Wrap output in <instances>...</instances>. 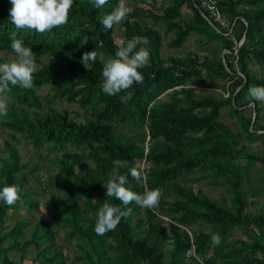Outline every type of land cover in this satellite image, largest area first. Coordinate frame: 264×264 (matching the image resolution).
I'll return each instance as SVG.
<instances>
[{"label":"trees","instance_id":"obj_1","mask_svg":"<svg viewBox=\"0 0 264 264\" xmlns=\"http://www.w3.org/2000/svg\"><path fill=\"white\" fill-rule=\"evenodd\" d=\"M162 1L167 4L157 8L156 0H131L134 11L122 22L120 46L114 41L116 25L107 30L100 21L118 0L101 9L74 0L64 28L17 34L38 67L32 89L16 87L7 94L8 116L1 117L9 133L0 143V189L18 185L21 200L11 207L0 202V264H20L26 253L30 264H68L70 256L58 243L60 229L74 264H198L195 256L203 264H264V102L248 96L250 87L264 86V0H213L225 26L202 0ZM11 7L0 0V53L12 52ZM161 32L171 35L169 49L196 36L199 49L210 52L164 57ZM84 36L88 42L80 47ZM134 36L149 40L144 45L149 64L139 70L144 82L108 96L101 90L99 56L114 58ZM95 50L98 59L88 70L82 54ZM217 82L221 93L205 91ZM45 87L51 95H38ZM57 102L77 106L81 121L54 107ZM250 104L256 110L253 124ZM21 140L47 161L54 179L39 176V161L24 171ZM255 143L259 149L250 147ZM115 159L145 175L140 183L129 175L126 187L138 194L158 188L163 195L155 209L129 205L131 215L115 231L98 236L89 212L104 202L120 204L106 197L104 187ZM29 175L41 190L55 188L47 213L31 229L25 220L4 232L12 211L38 209ZM203 180L222 187L227 197L219 202L194 188ZM238 230L244 236L234 238ZM213 233L221 237L219 246L211 244ZM15 249L18 262L9 255ZM189 249L194 256H186Z\"/></svg>","mask_w":264,"mask_h":264},{"label":"clouds","instance_id":"obj_2","mask_svg":"<svg viewBox=\"0 0 264 264\" xmlns=\"http://www.w3.org/2000/svg\"><path fill=\"white\" fill-rule=\"evenodd\" d=\"M9 2L12 5L9 21L14 28L9 38L15 59L0 63V117L8 116L7 94L12 88L30 90L34 87V74L38 67L36 57L31 48L24 46L23 40L17 38V34L27 32L45 35L52 33L54 29L64 28L69 23L74 4V0H9ZM88 3L95 9H101L108 5L109 0H88ZM133 11L134 8L128 6L127 0H118L112 11L105 14L100 21L104 29L112 30L114 25L121 24ZM88 39L84 36L80 47H83ZM148 44L147 37L134 36L116 50L114 58L105 60L102 55L99 56V59L103 61L101 90L104 94L114 96L132 88L134 84L144 82V76L139 70L149 64L150 50L144 46ZM97 59L98 53L95 50L84 52L80 62L86 69L91 70V65ZM248 96L252 101L264 102V86L250 87ZM121 169H128V172L122 174ZM129 175L138 183L145 180L142 170L137 167L129 168L128 161L113 160L110 178L104 183L105 195L115 198L120 204L112 205L104 202L95 213L89 212V217H95L94 231L98 236L115 231L121 219L131 215L133 209L129 205L133 203L145 209L158 207L163 195L161 190L158 188L145 190L143 194H138L126 187ZM20 192L18 185L5 186L0 189V202L9 207L14 206L21 200ZM211 244L213 246L221 244L218 233L211 234ZM187 255L194 256V253L189 252ZM194 258L198 264H203L201 257Z\"/></svg>","mask_w":264,"mask_h":264},{"label":"rangeland","instance_id":"obj_3","mask_svg":"<svg viewBox=\"0 0 264 264\" xmlns=\"http://www.w3.org/2000/svg\"><path fill=\"white\" fill-rule=\"evenodd\" d=\"M127 4L130 7L131 5V0H127ZM167 2H163L162 0H156V7L158 8L159 6H165ZM144 8H149L147 6H144ZM185 12V11H184ZM124 22V21H123ZM122 23L119 25H116L115 28V33H114V41L120 46L123 44V37H122ZM162 34V46H161V54L164 57L172 56V55H183L187 53L190 50H196L198 51L199 54L205 55L210 52L209 51H203L199 49V45L196 42L197 37L196 36H191L188 38L187 42L183 45L182 48L172 50L167 47V42L169 38H171V35L164 36L163 32ZM224 52V51H223ZM0 58L3 60V62H10L11 60L15 59V54L12 52H1L0 53ZM43 60V58H41ZM0 62V63H3ZM197 93L202 92L200 89L195 90ZM205 91H212L215 95L218 93H221L220 89V83H215L211 88L205 89ZM38 95L42 97H46L48 95H51V91L49 90L48 87L41 88L37 91ZM164 97V96H163ZM8 105L10 103V100L8 99ZM59 110H67L69 112V116L75 118L77 122L81 121L83 117V111L78 109L77 106L75 105H70L65 102H57L53 105ZM75 112L80 113V116H75ZM222 118H226L225 116V111H223ZM1 117H0V143L4 139H7V134L9 133L5 128L2 127L1 125ZM225 121V119H223ZM228 122V121H227ZM229 123V122H228ZM229 124H232L229 123ZM252 149H259L260 148V143H255L250 146ZM19 151L21 154L22 161L26 163V167L24 168V171H31V169L35 166L36 162L39 161L41 162L40 166L41 169L39 170L38 174L41 178L45 179L47 177H51L52 179L55 178V172L51 169V167L48 166V163L45 159H42L38 157L37 153H35L34 149L32 148L31 145L26 144L24 140H21L19 144ZM44 155V154H43ZM140 166L142 167V164L140 163ZM144 167H147L146 165ZM59 179V178H58ZM28 183L33 187V189L36 191L37 194L31 195L32 198L38 200V209L35 212H30L27 207L21 206V208L17 211H12L10 218L6 219L5 225H4V232H6L10 227H12L16 222L18 221H30L31 224L29 226V229L32 228L33 224L35 223L36 219L40 218L42 215H45L47 213V203L49 201V192L54 191V187L47 188L45 190H41L39 186L33 181L32 176H28ZM44 182V180H43ZM194 188L200 189L206 196H209L210 198L217 200V201H222L223 198H226L227 195L224 192V189L222 187H212L208 184L206 180H203L196 184ZM58 229V228H57ZM64 231L63 229H60L57 233L58 236V243L65 248L66 252L69 254L70 259L68 261V264H74L72 262V257L73 253L70 252V247L67 242L64 240ZM27 236H29V232L26 233ZM243 233L241 231H234V238H241L243 237ZM9 245V240H6L4 242V246L6 247ZM10 257L14 259L15 261L18 262L19 260V252L17 249L14 251L10 252ZM30 259H29V254H25V257L20 261V264H30Z\"/></svg>","mask_w":264,"mask_h":264},{"label":"built area","instance_id":"obj_4","mask_svg":"<svg viewBox=\"0 0 264 264\" xmlns=\"http://www.w3.org/2000/svg\"><path fill=\"white\" fill-rule=\"evenodd\" d=\"M202 5L208 10V12L210 13V15L212 16V18L215 21H218L223 26H225L224 23H223V21L220 18V15H219L218 11L216 10L215 2L213 0H202ZM189 252H192L193 253V250L192 249H189L186 252V256H189V255H187V253H189Z\"/></svg>","mask_w":264,"mask_h":264},{"label":"water","instance_id":"obj_5","mask_svg":"<svg viewBox=\"0 0 264 264\" xmlns=\"http://www.w3.org/2000/svg\"><path fill=\"white\" fill-rule=\"evenodd\" d=\"M245 36H246V32L244 33L243 38H242V40L240 41L239 45H241V44L243 43ZM223 53H226V51H224ZM248 107H252V110H253V117H252V124H253V122H254V120H255V117H256V110H255L253 104H250ZM252 124H251V125H252ZM257 133H262V132H257Z\"/></svg>","mask_w":264,"mask_h":264}]
</instances>
